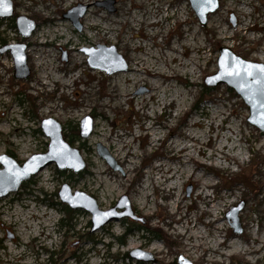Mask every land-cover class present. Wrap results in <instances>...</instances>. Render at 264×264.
<instances>
[{"label": "rangeland", "instance_id": "374dc122", "mask_svg": "<svg viewBox=\"0 0 264 264\" xmlns=\"http://www.w3.org/2000/svg\"><path fill=\"white\" fill-rule=\"evenodd\" d=\"M11 1L13 16L0 20V49L24 45L29 75L16 79L10 50L0 54V155L11 152L23 163L45 153L48 139L40 122L52 119L85 168L75 175L49 165L0 199V264H43L47 251L57 253L56 264H173L179 256L193 264H264V136L246 122L248 110L233 91L218 85L204 94L202 88L205 77L217 72L219 48L264 64V0H219L206 26L199 25L186 0H113V13L97 6L105 0ZM77 5L87 7L80 31L62 17ZM17 16L36 24L29 38L18 33ZM245 20L248 30L240 27ZM102 28L112 34L104 36ZM57 31L64 40L56 39ZM36 37L49 47L29 57ZM99 45L115 47L127 71L92 70L84 50L99 51ZM44 51L55 67L51 74L61 79L58 90L50 81L46 90L35 86L37 74L44 75L36 73L35 58L47 66ZM150 52L155 59L145 55ZM173 57L182 65L172 63ZM136 60L176 77L149 80L133 71ZM109 83L118 101L107 95ZM151 85L160 87L153 92ZM86 116L93 130L81 139L79 123ZM98 144L119 170L98 156ZM62 184L91 196L102 211L126 196L141 221L112 222L89 242L91 217L83 211L73 212L64 222L68 226L60 228ZM242 202V233L234 235L226 213ZM211 216L218 222L206 225ZM213 226L221 229L219 235ZM133 249L151 253L155 262L131 260Z\"/></svg>", "mask_w": 264, "mask_h": 264}, {"label": "water", "instance_id": "95a60500", "mask_svg": "<svg viewBox=\"0 0 264 264\" xmlns=\"http://www.w3.org/2000/svg\"><path fill=\"white\" fill-rule=\"evenodd\" d=\"M186 1L201 26H206L208 17L219 9V0H214L211 4L206 3V0ZM97 6L109 13L115 11L113 0L102 1L97 3ZM86 9V6L77 5L66 11L62 17L70 21L77 31H80L79 20L85 15ZM13 13L12 1L0 0V20L11 18ZM230 22L233 26L235 25L232 16H230ZM15 26L23 38H29L36 29V24L23 16L15 17ZM98 48L99 51L94 49L84 50L88 57L87 63L92 70H99L106 75L127 71L128 65L117 53L115 47L99 45ZM8 50H10L14 61V77L16 79H26L29 71L26 67L25 46L22 44L6 45L0 49V54ZM218 53L217 72L205 77L204 86L213 88L224 85L233 91L248 110L246 122L264 136V64L243 60L228 48H219ZM63 60H65L64 55ZM106 63H108L107 66ZM109 65H111V68H109ZM40 130L48 139L45 153L34 154L23 163H18L6 153L0 155V199L16 193L23 183L28 182L49 165L54 164L59 172L70 171L75 175L84 170L85 163L80 157L79 151L71 148L65 141L59 123L52 119H44L40 122ZM92 130V118L89 116L84 117L79 123V137L81 139L88 138ZM96 152L113 170H119L107 150L100 144L96 146ZM190 191L191 187L189 186L186 188L187 196H189ZM57 195L60 202L71 211H83L90 215V234L96 233L104 226L122 219L141 221L136 217L126 196L120 197L118 202L109 210L102 211L98 208L95 199L83 192H72L67 184H62ZM243 207L244 203L242 202L226 213L227 222L234 235L242 233L238 215ZM128 257L137 263L155 262L154 256L142 249L131 250L128 252ZM176 264L193 263L183 256H179Z\"/></svg>", "mask_w": 264, "mask_h": 264}, {"label": "bare ground", "instance_id": "6f19581e", "mask_svg": "<svg viewBox=\"0 0 264 264\" xmlns=\"http://www.w3.org/2000/svg\"><path fill=\"white\" fill-rule=\"evenodd\" d=\"M156 1V0H155ZM165 1V0H164ZM139 4V3H138ZM160 18V17H159ZM143 22V21H142ZM154 22V21H153ZM156 22V21H155ZM158 23H159V20H158ZM182 23V22H181ZM139 24V23H138ZM152 24V23H151ZM155 25V24H154ZM157 26H158V24H157ZM240 27H243V28H245L246 30H248V25H247V23H246V20L244 21V22H242L241 24H240ZM88 28L89 29H94L95 27L93 26V24H91V25H89L88 26ZM97 28H99L98 26H97ZM243 30V29H242ZM112 29H109V28H102L101 29V32L103 33V35L105 36V35H107V36H109L110 34H112ZM55 33V35H56V39L58 38V39H62V40H64L65 38H64V34H62V32H60V31H57V32H54ZM190 34V33H189ZM196 35V34H195ZM192 36V35H191ZM192 38H193V36H192ZM195 41V44L197 45L196 47L197 48H199L200 46H199V44H198V42H197V40H196V38H193V39H191V42L192 41ZM33 43H32V49L29 51V57H36V55L34 56V54H36V49L37 48H48L49 47V44H48V42H41V41H39V39H38V37H36L33 41H32ZM187 42V41H186ZM189 42V41H188ZM187 42V43H188ZM122 43V42H121ZM125 43V42H124ZM123 43V44H124ZM127 43V42H126ZM64 44L65 45H68V44H70V40H66L65 42H64ZM146 44V43H145ZM179 46V45H178ZM187 46V45H186ZM190 46H192V44L190 45ZM139 47V48H138ZM138 47H136V49H140L141 48V46H138ZM145 47H146V45H145ZM35 48V49H34ZM173 51H175L174 49H172ZM149 50H147L146 52H148ZM171 52V51H170ZM192 52V51H191ZM45 55V56H44ZM147 57H148V59H155V57H156V55L154 54V52H150L149 54H145ZM42 56H44V58L46 59V65L47 66H44V63H39L38 61H36V58H35V63L37 62L38 64H35L34 65V68H35V70H36V73L39 71V72H43V74L44 75H42V76H38V74H37V78H36V80H35V83H36V85L35 86H41L44 90H46V88H47V85H48V82L50 81L52 84H54V86H55V88H56V90H58V85H60L61 84V82H60V77H58L57 75L55 76V75H52L51 73V71L55 68L54 67V65H52L49 61H48V59L47 58H50L49 57V55L48 54H46V51H44V54L42 55ZM72 57V56H71ZM32 61V60H31ZM30 61V63H32ZM73 63H74V61H76L77 62V59L76 58H72V60H71ZM177 60H176V58H174L173 57V59H171V62L172 63H175L176 64V66H181L182 64H180V62H176ZM131 62H132V60H131ZM191 63H192V65H194V62H193V60H191ZM52 67V68H51ZM46 69H48L50 72L49 73H44L45 72V70ZM133 71H136V72H142V74H144L149 80H151V79H159V78H161V79H164V81H171V80H173L175 77H176V75H175V72L173 71V72H171V73H165V72H161L160 70H158L157 68H153L151 65H146V63H145V60H141V61H138V60H136V62H135V64H134V68H133ZM194 73V70H192V72H191V74H193ZM64 75H66V73L64 74ZM53 76V77H52ZM51 79V80H50ZM160 79V80H161ZM45 81V82H44ZM47 81V82H46ZM157 87H160V86H157V85H151L150 87H149V89L152 91L153 90V92L155 91V90H157L158 88ZM33 89H34V87H32ZM149 89L148 88H146V90H147V92H149ZM115 94V95H114ZM107 95H109V96H111L112 97V99L113 100H117V97H119V95L116 93V90H115V87L114 86H112L111 85V83H109L108 85H107ZM105 97V96H104ZM118 101V100H117ZM104 107H107V105L106 104H101L100 105V108L102 109V108H104ZM116 152V151H115ZM168 189V188H167ZM142 190H144V189H142ZM201 196V195H200ZM204 200H207V197L206 196H204L203 195V197H202ZM174 199V198H173ZM212 209V208H211ZM205 212V211H204ZM211 220L208 222V223H206V225H215L217 222H218V220H217V218H215L214 216H211ZM214 227V226H213ZM174 229V228H173ZM214 230H215V232H218V234L217 235H219L220 234V228H215L214 227ZM177 233L178 234H181L180 232H178L177 231ZM194 233H197V235H196V237L198 238V239H203V234L201 235V232H198V230H196V232H194ZM175 234V233H174ZM183 234V233H182ZM189 234V233H188ZM187 234V235H188ZM215 234V233H214ZM184 235H185V233H184ZM193 236V238H196V237H194V235H192ZM212 236V235H211ZM214 236V235H213ZM215 237V236H214ZM211 238V237H210ZM201 245H207V247H206V249L208 250L210 247L208 246V244H206L205 243V241H204V244H203V242L202 243H200ZM212 244L214 245V246H217L218 245V243L216 242V241H212ZM221 245V244H220ZM211 251H213L212 249H211Z\"/></svg>", "mask_w": 264, "mask_h": 264}, {"label": "trees", "instance_id": "16d2710c", "mask_svg": "<svg viewBox=\"0 0 264 264\" xmlns=\"http://www.w3.org/2000/svg\"><path fill=\"white\" fill-rule=\"evenodd\" d=\"M202 88L204 90V94L209 93V89H207L205 86L202 85ZM62 210H63V213L65 214V217H63V219L60 220V223H61L60 228L61 226H68L67 223L65 224L64 222H66V220L67 221L71 220V217L73 215V212L70 209H68L66 206H63ZM86 238H87V241L93 242V239L89 232L86 234ZM56 254L57 253L47 251L46 262L43 264H56V260L53 259ZM173 264H176V263L174 262Z\"/></svg>", "mask_w": 264, "mask_h": 264}, {"label": "snow or ice", "instance_id": "6c2138e0", "mask_svg": "<svg viewBox=\"0 0 264 264\" xmlns=\"http://www.w3.org/2000/svg\"><path fill=\"white\" fill-rule=\"evenodd\" d=\"M213 2H214V0H206V3H208V4H211Z\"/></svg>", "mask_w": 264, "mask_h": 264}, {"label": "flooded vegetation", "instance_id": "af4514ba", "mask_svg": "<svg viewBox=\"0 0 264 264\" xmlns=\"http://www.w3.org/2000/svg\"><path fill=\"white\" fill-rule=\"evenodd\" d=\"M7 154H8L9 156H11L12 158H14L11 152H7Z\"/></svg>", "mask_w": 264, "mask_h": 264}]
</instances>
